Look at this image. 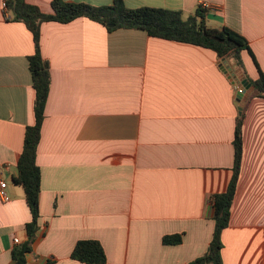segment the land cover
<instances>
[{"label":"crops","instance_id":"0c3cea01","mask_svg":"<svg viewBox=\"0 0 264 264\" xmlns=\"http://www.w3.org/2000/svg\"><path fill=\"white\" fill-rule=\"evenodd\" d=\"M0 0V264L26 240L31 216L12 183L26 126L34 123L28 69L32 35L6 21ZM51 12L52 0H25ZM92 6L112 0H64ZM128 8L197 5L204 23L244 37L251 79L264 75V0H122ZM50 86L36 150L39 217L26 264H85L71 259L79 240L98 241L105 264H187L212 237L211 199L233 167L238 116L231 61L206 48L104 26L86 18L40 25ZM242 158L223 264H264V98L244 103ZM181 235L178 244L162 238Z\"/></svg>","mask_w":264,"mask_h":264},{"label":"trees","instance_id":"16d2710c","mask_svg":"<svg viewBox=\"0 0 264 264\" xmlns=\"http://www.w3.org/2000/svg\"><path fill=\"white\" fill-rule=\"evenodd\" d=\"M4 4L6 21L24 24L31 33L33 42V53L28 56V69L34 90V123L24 129L22 148L16 163V174L12 177V183L23 190L31 219L24 225L26 240L16 244L11 250L14 264H26L25 255L31 251L39 217L40 169L36 165V150L50 86L49 65L40 52V25L42 23L66 24L77 18H86L104 26L108 32L118 29L139 30L153 38L210 49L216 54L218 60L231 61L234 64V70L231 71L232 76L229 75L232 81L237 84L246 82L253 88L247 98L248 101L251 98H264V75L258 70V77L251 79L242 64L241 52H250L247 40L225 26L219 29L207 27L204 23L207 10L200 4L196 6L192 14L185 18L182 17L180 11L176 10L154 7L128 8L122 0H112L110 4L101 6L52 0L50 13L42 12L37 6L25 0H4ZM243 116L244 108L237 116L234 129L233 167L230 180L226 189L214 194L211 199V218L214 222L211 240L204 254L187 264H223L220 256L221 234L229 224L230 206L240 170ZM180 242L181 235L179 234L162 238L164 245ZM70 257L85 264L106 263L104 250L96 240L77 241Z\"/></svg>","mask_w":264,"mask_h":264},{"label":"built area","instance_id":"2783aa9c","mask_svg":"<svg viewBox=\"0 0 264 264\" xmlns=\"http://www.w3.org/2000/svg\"><path fill=\"white\" fill-rule=\"evenodd\" d=\"M4 9H5V4H4V1L2 3V11H3V15L5 17V14H4ZM233 86H234V92H235V97L238 95V94H244L245 90L243 88H241L237 83H235L233 81ZM5 186H6V183L0 179V200L2 202H8L9 201V197L5 191ZM14 243L15 244H19L20 241L16 238L13 239Z\"/></svg>","mask_w":264,"mask_h":264},{"label":"water","instance_id":"95a60500","mask_svg":"<svg viewBox=\"0 0 264 264\" xmlns=\"http://www.w3.org/2000/svg\"><path fill=\"white\" fill-rule=\"evenodd\" d=\"M230 76L231 73L229 74ZM238 85L245 90L244 94H238L235 98V104L237 106L238 114L241 113L244 103L247 100L248 96L251 94L253 88L249 86L246 82H240Z\"/></svg>","mask_w":264,"mask_h":264}]
</instances>
